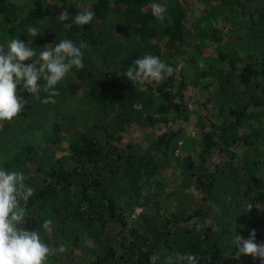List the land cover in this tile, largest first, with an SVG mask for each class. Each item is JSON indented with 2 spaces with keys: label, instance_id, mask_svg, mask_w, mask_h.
<instances>
[{
  "label": "trees",
  "instance_id": "16d2710c",
  "mask_svg": "<svg viewBox=\"0 0 264 264\" xmlns=\"http://www.w3.org/2000/svg\"><path fill=\"white\" fill-rule=\"evenodd\" d=\"M194 2L167 7L160 22L150 7L160 0H37L24 11L18 0H0V45L20 38L37 54L62 39L88 45L85 67L58 85L55 103H40L20 84L25 111L0 126V169L22 172L34 189L21 201L24 226L51 247L65 245L66 264H151L156 252L157 264L169 257L178 264L177 253L198 255V264H262L237 258L232 240L254 229L264 243V0ZM81 7L95 12L90 24L74 23ZM65 9L69 20L61 22ZM30 25L41 35L31 37ZM204 40L217 44V63L199 70L205 82L187 81L172 59L202 52ZM146 53L173 74L143 86L130 81L127 69ZM189 82L203 92L197 153L176 162L175 130L161 131L157 143L125 140L132 126L152 128L158 115L185 110ZM8 141L22 144L10 153ZM176 167L180 186L166 193L155 177ZM164 193L173 210H162Z\"/></svg>",
  "mask_w": 264,
  "mask_h": 264
},
{
  "label": "clouds",
  "instance_id": "9594fccd",
  "mask_svg": "<svg viewBox=\"0 0 264 264\" xmlns=\"http://www.w3.org/2000/svg\"><path fill=\"white\" fill-rule=\"evenodd\" d=\"M150 7L153 17L163 22L167 6L152 3ZM95 15L90 7H81L74 16V23L81 26L90 24ZM56 18L61 22L67 21L69 12L65 9ZM27 32L31 37L41 35L39 29L31 25ZM87 47L83 41L77 45L72 39H62L54 46H44L43 51L37 54L29 41L25 43L20 38L10 39L6 47L0 45V122H11L25 111L27 101L17 94L20 84L40 103H55L54 97L59 95L58 85L73 68L80 70L85 67L83 50ZM30 60L31 63H24ZM173 72L174 69L158 56L146 53L133 61L126 76L130 81L143 86L145 83L160 81ZM41 79L43 83L38 84ZM41 93L45 95L42 97ZM33 194L34 189L24 183L22 172L0 169V264H45L49 256L66 251L65 245L51 247L42 240L40 232L24 226L28 213L21 201L26 205ZM247 208L250 211L253 204L248 203ZM256 208L259 209L260 205ZM51 224V220H45L42 227L47 231ZM232 243L239 253L237 258L240 255L251 256L264 264V243L256 242L254 229L248 238L235 233ZM160 258L161 253L156 252L149 259L151 264H157ZM200 259L191 253L175 255L178 264H198ZM168 264H173L172 257L168 258Z\"/></svg>",
  "mask_w": 264,
  "mask_h": 264
},
{
  "label": "rangeland",
  "instance_id": "374dc122",
  "mask_svg": "<svg viewBox=\"0 0 264 264\" xmlns=\"http://www.w3.org/2000/svg\"><path fill=\"white\" fill-rule=\"evenodd\" d=\"M36 2L37 0H18L19 8L21 11L29 9L30 7H35ZM160 2L167 7L173 6L176 3H180L183 6L188 7L195 4V2L192 0H160ZM188 15L189 19L195 21V16H191V14ZM210 22L215 25L212 19H210ZM205 41L206 40H204V43L202 45V52L195 53L193 57L191 56V54L186 56L179 55L172 59L173 67L180 73L181 76L186 78L187 81H193V79L196 78L199 79L200 82H205L207 79H203L202 76H198L199 70L209 68L211 64L215 65L217 63L216 60H213V57L211 56L214 54V45L216 46L217 44L214 42ZM200 87L195 86L194 84H191L189 82L184 98V103H186L185 110L181 112L173 111L169 112L168 114L158 115V117H156L153 121L154 127L152 128L148 127V124L143 122V124L140 123L138 125H135L134 127L132 126V128L128 129L129 134L125 137V140L135 138L140 140L143 144H147L150 141L157 143L158 134L161 131H178L180 133L177 134V140L173 142V147L175 148L173 156L176 157V162L182 164L180 160L182 159V157H184V155L195 154L198 152L200 147V131L197 125L199 112L202 109L201 102L203 100V92ZM135 106H137L138 108L140 107L139 104H135ZM152 109L153 107H150L147 109V111H151ZM145 114L146 110H142L141 115L144 116ZM252 121L255 122L254 120ZM0 125H2L1 122ZM68 142L69 137L64 138L63 143L61 144V147L59 149L60 155L65 154ZM20 144L22 143L8 141L5 148L10 149L9 151H11L10 153H12L18 150V145ZM155 180L157 182H160L159 187L163 188L166 193H168L175 187L180 186V175L178 173V167L160 171V173L155 177ZM166 193H164L159 198L161 208L164 211H169L171 209L173 210L175 204L171 202ZM140 210L141 209L136 208L131 217H134V215L137 214ZM63 257L64 256L61 255V253H57L54 256H49L45 264H66ZM69 264H74V262H70Z\"/></svg>",
  "mask_w": 264,
  "mask_h": 264
},
{
  "label": "built area",
  "instance_id": "2783aa9c",
  "mask_svg": "<svg viewBox=\"0 0 264 264\" xmlns=\"http://www.w3.org/2000/svg\"><path fill=\"white\" fill-rule=\"evenodd\" d=\"M192 1H195V0H192Z\"/></svg>",
  "mask_w": 264,
  "mask_h": 264
}]
</instances>
